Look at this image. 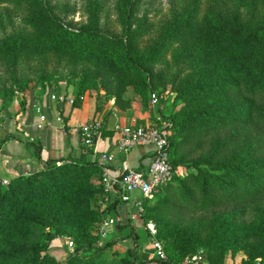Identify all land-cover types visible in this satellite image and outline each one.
<instances>
[{"label":"trees","instance_id":"trees-1","mask_svg":"<svg viewBox=\"0 0 264 264\" xmlns=\"http://www.w3.org/2000/svg\"><path fill=\"white\" fill-rule=\"evenodd\" d=\"M139 2L118 0L121 33H115L102 29L99 4L74 29L48 0H0L8 19L19 15L24 23L0 40V63L83 66L72 108L80 107L90 83L96 112L110 100L129 108L127 87L148 105L152 66L179 67L170 81L183 97L171 114L173 176L154 200L144 197L141 218L154 222L164 264H179L201 244L209 264H224L228 250L243 252L240 264H264V0H210L205 8L201 0H182L158 23L137 22ZM50 78L44 74L38 81ZM13 92L5 94L11 98ZM11 137L5 133L3 140ZM81 147L86 157L50 158L44 168L0 187V264H88L107 247L108 241L95 242L105 215L96 201L109 194L103 173L110 165L88 157L92 146ZM34 151L40 155L39 144ZM177 164L186 170L174 179ZM117 204L110 199L106 212L115 214ZM248 205L258 213L245 223ZM225 206L232 210H221ZM58 236L72 238L65 263L50 254Z\"/></svg>","mask_w":264,"mask_h":264},{"label":"rangeland","instance_id":"rangeland-1","mask_svg":"<svg viewBox=\"0 0 264 264\" xmlns=\"http://www.w3.org/2000/svg\"><path fill=\"white\" fill-rule=\"evenodd\" d=\"M178 1L180 2L182 0H140L137 12V22L142 21L143 18H146L149 21L155 23L160 22V20H162L168 15L169 9ZM48 2L54 8L55 12L61 18L62 22L68 26H71L74 29L78 28L81 24L85 23L87 21V18L91 14V10L94 4H99L102 6L103 9L101 17L102 29L109 30L115 33H121V25L119 24V17L117 12L118 0H48ZM201 2L202 8H205L209 4L210 0H201ZM0 21L4 26L2 27L3 29H0V40L11 38L24 25L21 16L13 15L10 19H8L3 14V11L1 12V10ZM169 55V53L166 54L164 58H169ZM43 65H39L35 62L25 63L16 66L8 63H0L1 125L7 124L8 119L10 118L9 114L13 115L12 110L14 103L20 104L21 101H24V104H26L27 94L32 88H43L42 90H44L45 88V91L47 90L46 88H51L54 94L61 93L64 97H67L66 101L72 107V103L75 98L74 95L76 91V82L79 80L81 74L83 73V66H70L64 63L58 64L55 62H50L48 64ZM181 67H183V65H181ZM178 69L179 67L173 66L172 64H166L163 62L155 63L152 66V86L154 89L151 93L148 105L144 106L134 89L132 87H127L126 91L124 92V97L130 101V107L127 109H118L117 107L113 106V100H110L109 102H106L103 105L102 111L96 112L95 90L92 85L88 83L87 88L85 89L83 95L80 97L81 105L82 102L85 100L88 110L91 107L95 114L94 116H91L90 113L87 118L82 119L78 124H76L74 126L76 133L80 136L79 124L85 121H90L93 118L102 119L103 123L105 122L106 127L108 126V121H111V126L124 125L133 121L138 125L154 124L158 126H163L167 131L170 151L169 137H172L174 131L171 120V114L175 110H177L183 103V97L176 96L175 91L172 90L170 83L172 79V74ZM44 74L51 75V78L48 80V82H45L46 84L41 81H38ZM15 80H17L18 83H15ZM10 88L14 90L13 96L11 98H9L5 94V91ZM153 98H156V101H153ZM146 106L149 108L147 109ZM141 113H144L145 116L141 117L139 115ZM105 115L106 119H104ZM79 143L81 145V138ZM104 159V157H101V160ZM95 160L98 159L96 158ZM185 170V165H175L174 179L175 176H182ZM12 178L13 177L6 178L8 179V183L6 185L0 183V187L7 188ZM154 196L155 194L151 197H148L147 199L154 200ZM110 199L113 200V196L111 194H105L102 198L96 201L99 206L100 213L105 212V215L102 218V222L96 227L99 234L98 238L95 241L97 244H99L101 241L106 240L107 232L105 235L103 234V231L107 229L106 222H108L110 218H114V214L106 212L107 204L109 203ZM116 200H118V203L122 202L119 199ZM143 200L144 197L141 195V197L138 199L140 210H142L141 204ZM254 208L255 207L252 205L247 206L243 217V221L245 223L252 222L257 216L258 210L257 208H255L256 210H254ZM226 209L232 210V207L225 206L221 208V210ZM113 220L114 221L112 224H115L117 221L115 219ZM154 227L157 231L156 226ZM45 229L50 231L54 230L52 227L48 226H46ZM57 240L58 241H50V254L53 255L57 260H60V262L65 263V259L67 258L69 253H67V251L65 250L60 253L59 251H57V248L60 247L59 244L60 242L62 243V241L66 245H69V243H72V238L68 236H58ZM156 240L160 243L163 248L162 242L158 239ZM200 250H202L206 254L205 245H199L195 252H198ZM107 252H109V249L107 250ZM227 255H241L244 257V254L241 251L232 252L231 250H228L226 256ZM106 258L107 255H102L100 258V264H104ZM240 260L238 261V264H240Z\"/></svg>","mask_w":264,"mask_h":264},{"label":"crops","instance_id":"crops-1","mask_svg":"<svg viewBox=\"0 0 264 264\" xmlns=\"http://www.w3.org/2000/svg\"><path fill=\"white\" fill-rule=\"evenodd\" d=\"M42 89L32 88L29 91L22 111L20 104L14 103L13 115L9 114L7 124H0L1 177L11 178L44 168L50 158L66 157L69 154L86 157L74 126L90 113L94 116L93 109L90 107L88 110L85 100L80 107L72 108L66 101L67 97L61 93L54 94L51 88H46V91L45 88ZM52 94L62 95L63 100L52 98ZM139 115L145 116L144 113ZM110 122L108 121L104 132L92 145L93 153L88 157L97 158L99 162L110 165L108 171L113 176L125 163L133 168L144 167L150 158V148L137 146L127 154L118 152L114 126ZM5 133L13 134L14 137L3 140ZM37 144L41 147L40 155L34 151ZM103 155L106 158L101 160ZM140 197L139 192H133L131 200L117 204L114 214L117 222L107 228L105 241H108L109 252L106 247L98 258L88 264H100L102 255H107L104 264H164L153 247L156 233L153 234L148 228V223L153 221L144 222L141 218L138 202ZM54 240L58 241L57 238ZM59 245L57 251L60 253L64 250L69 254L73 253L72 243L66 245L62 241ZM241 257L243 256L227 255L224 264H238Z\"/></svg>","mask_w":264,"mask_h":264},{"label":"built area","instance_id":"built-area-1","mask_svg":"<svg viewBox=\"0 0 264 264\" xmlns=\"http://www.w3.org/2000/svg\"><path fill=\"white\" fill-rule=\"evenodd\" d=\"M59 101L63 100L62 95H51ZM156 101V98H153ZM103 120L93 118L79 124V134L82 143L92 146L101 136ZM115 146L118 152L127 154L132 148L145 146L150 148V158L142 168H133L123 164L116 175H111L108 167H105L103 181L109 195L113 200L119 199L122 202L129 201L133 192H139L143 197H151L155 191L172 178L173 167L170 162L168 133L163 126L154 124L138 125L134 121L124 125H115ZM106 158V156H102ZM0 183L6 185L8 179L0 177ZM113 219L106 222L107 228L113 225ZM116 220V219H115ZM149 230L155 234L153 223H148ZM107 229L103 231L105 235ZM153 247L156 255L165 259L166 255L160 243L154 239ZM179 264H209L206 254L200 250L187 255Z\"/></svg>","mask_w":264,"mask_h":264}]
</instances>
